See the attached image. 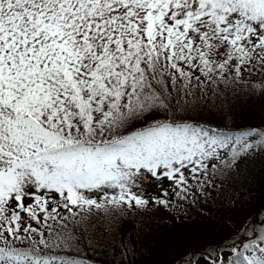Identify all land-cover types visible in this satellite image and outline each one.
<instances>
[{
    "label": "snow or ice",
    "instance_id": "6c2138e0",
    "mask_svg": "<svg viewBox=\"0 0 264 264\" xmlns=\"http://www.w3.org/2000/svg\"><path fill=\"white\" fill-rule=\"evenodd\" d=\"M256 165L264 0H0V264H151L195 219L236 231L171 264H264Z\"/></svg>",
    "mask_w": 264,
    "mask_h": 264
},
{
    "label": "trees",
    "instance_id": "16d2710c",
    "mask_svg": "<svg viewBox=\"0 0 264 264\" xmlns=\"http://www.w3.org/2000/svg\"><path fill=\"white\" fill-rule=\"evenodd\" d=\"M256 122H259V114H257ZM254 171L256 173V180L252 185V199L249 200L246 205L239 210H235L232 215L233 218L237 220V225L239 224V221L243 217H255L256 213L264 207V176L260 175V166L256 165L254 168ZM222 215H227V213H222ZM195 219V218H194ZM169 226L166 228H176V225L179 224L177 227H182L185 229V232H193L192 238L189 237L188 245L191 246L190 250H187L186 252L180 251L179 255H174L171 259V257L166 258L165 257V263L164 264H171V261L175 258L183 255L187 252H196L202 249L207 244H215L219 237L228 235V230L234 228L236 231V228L233 227L230 223L226 226L221 220H200L195 219V223H193L191 220H187L183 223H177L175 226H172V222H168ZM164 227V226H162ZM174 230V229H171ZM169 232V230H168ZM162 233V230L160 231ZM180 239H185V234L180 236ZM186 245V244H182ZM168 248V247H166ZM175 250V246H172L168 249H166L167 252H173ZM159 254V255H158ZM158 255V256H157ZM162 258V261L164 259V256H162L158 249H156L153 257L151 258V264H155L156 259ZM161 261V264H162Z\"/></svg>",
    "mask_w": 264,
    "mask_h": 264
},
{
    "label": "rangeland",
    "instance_id": "374dc122",
    "mask_svg": "<svg viewBox=\"0 0 264 264\" xmlns=\"http://www.w3.org/2000/svg\"><path fill=\"white\" fill-rule=\"evenodd\" d=\"M179 224L176 225V228H166L162 227L159 229V231L156 233L155 237V247L158 249L159 253L164 256V259L162 261V258L156 259L155 264H162L165 263V257H172L174 255H179L180 251L186 252L187 250L191 249V246L188 245L189 237L192 238L193 232H185V229L182 227H177ZM174 229V230H171ZM162 230V233L160 231ZM169 230V232H168ZM235 232V229H229L228 230V235L226 236H221L218 238L217 242L215 244H219L223 239H225L227 236L230 234H233ZM183 234H185V239H180ZM186 244V245H182ZM175 246V250L173 252H167L166 249ZM168 247V248H166ZM159 255V254H158ZM157 255V256H158Z\"/></svg>",
    "mask_w": 264,
    "mask_h": 264
}]
</instances>
